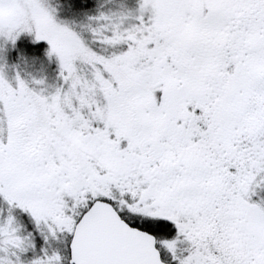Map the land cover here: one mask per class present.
<instances>
[{
    "label": "snow or ice",
    "instance_id": "6c2138e0",
    "mask_svg": "<svg viewBox=\"0 0 264 264\" xmlns=\"http://www.w3.org/2000/svg\"><path fill=\"white\" fill-rule=\"evenodd\" d=\"M0 264H264V0H0Z\"/></svg>",
    "mask_w": 264,
    "mask_h": 264
}]
</instances>
